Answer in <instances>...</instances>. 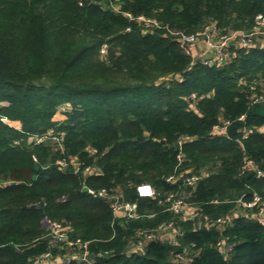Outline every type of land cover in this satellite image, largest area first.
<instances>
[{
    "label": "trees",
    "instance_id": "1",
    "mask_svg": "<svg viewBox=\"0 0 264 264\" xmlns=\"http://www.w3.org/2000/svg\"><path fill=\"white\" fill-rule=\"evenodd\" d=\"M259 13L264 0H0V264L74 250L50 244L44 216L86 241L96 264H264L260 205L238 201L264 203V36L208 66L171 34L209 22L248 32ZM48 132L62 140L36 142ZM71 158L99 173L56 163ZM143 182L155 197L137 196ZM84 185L136 201L138 217L113 219ZM171 193L194 216L168 209ZM170 222L178 245L159 236L136 248L138 233Z\"/></svg>",
    "mask_w": 264,
    "mask_h": 264
},
{
    "label": "built area",
    "instance_id": "2",
    "mask_svg": "<svg viewBox=\"0 0 264 264\" xmlns=\"http://www.w3.org/2000/svg\"><path fill=\"white\" fill-rule=\"evenodd\" d=\"M128 18H132L129 13H126ZM138 20L143 21L147 24H157L155 20L145 18L140 15L137 17ZM179 44L184 48L185 52L192 53L196 58L197 50L204 54L202 58L198 59L201 63L212 66L223 64L228 61L230 57V52L228 47L235 43H240L244 47L252 46V38L254 36H264V14H257L254 18V23L252 28L248 32H236L232 31L227 34H221L214 22H209L206 26L199 32L185 35L181 32H171ZM264 42V41H263ZM199 44L202 46L199 48ZM102 51H105V45L103 46ZM207 53V54H206ZM59 110H64L60 108ZM8 122V120L4 119ZM228 122H224L221 125H214L213 130L216 132L223 131L226 128ZM36 142L39 143L47 138H50L52 141L59 142L62 140V136L56 137L53 136L51 132H48L46 135L36 136ZM187 139V137H186ZM94 149H91V152H94ZM59 168H65L68 165L71 166L73 172H79L82 169L84 174L99 173V169L90 165H86L81 168V163L76 158H71L69 160L59 159L56 161ZM248 165L252 166V161H247ZM257 175L262 176L263 173L261 170L257 169ZM178 176L169 175L166 178V181L175 183L178 180ZM199 179L198 175L192 174L185 176L183 178V183L185 185H194L195 182ZM83 190L93 198H102L108 201L109 208L111 210L113 219H132L137 218V202L128 201L121 198V194L114 191L108 190L106 188L95 189L93 187L84 185ZM135 192L138 197L142 198H153L155 197V190L149 183H139L135 186ZM243 206L251 207L259 204V213H260V222L264 224V203L260 201L259 196H254L251 201L245 202L238 200ZM167 204L168 209L173 211H179L185 209L186 216L191 217L195 214V207L188 205L187 202L182 197H174V194H169L164 201ZM194 213V214H193ZM193 214V215H192ZM236 214V212H235ZM232 216H219L215 219V223H218L222 226L232 224ZM42 229L46 231V236L50 239L51 245L65 244L68 247L74 249L68 255L66 254H57L54 255L51 251H46L38 256L31 264H65L70 260H76L79 264H96L95 260L91 259L88 255V245L86 241H81L80 239H70L68 237L69 227L63 225L58 221L51 220L47 217H43L42 220ZM213 223H207L205 226H210ZM181 235V232L172 225V223L159 224L156 228V231H146L138 233V240L136 248H141L144 241L162 236L169 239L174 245H178V236ZM230 246L228 249L230 250ZM106 251L102 252L105 254ZM100 255V253L98 254ZM178 260L187 261L190 257L185 253L177 254Z\"/></svg>",
    "mask_w": 264,
    "mask_h": 264
},
{
    "label": "rangeland",
    "instance_id": "3",
    "mask_svg": "<svg viewBox=\"0 0 264 264\" xmlns=\"http://www.w3.org/2000/svg\"><path fill=\"white\" fill-rule=\"evenodd\" d=\"M201 52L199 51V49L197 50V54H196V59H200L202 58L201 56H204V54H200ZM207 54V53H206ZM3 103V102H2ZM1 103V104H2ZM11 125L20 128V123L19 122H10Z\"/></svg>",
    "mask_w": 264,
    "mask_h": 264
},
{
    "label": "crops",
    "instance_id": "4",
    "mask_svg": "<svg viewBox=\"0 0 264 264\" xmlns=\"http://www.w3.org/2000/svg\"><path fill=\"white\" fill-rule=\"evenodd\" d=\"M63 116H64V115H62V114H60V113H56V114L54 115V118H55V119H62Z\"/></svg>",
    "mask_w": 264,
    "mask_h": 264
},
{
    "label": "water",
    "instance_id": "5",
    "mask_svg": "<svg viewBox=\"0 0 264 264\" xmlns=\"http://www.w3.org/2000/svg\"><path fill=\"white\" fill-rule=\"evenodd\" d=\"M202 46L199 44V48H201Z\"/></svg>",
    "mask_w": 264,
    "mask_h": 264
}]
</instances>
